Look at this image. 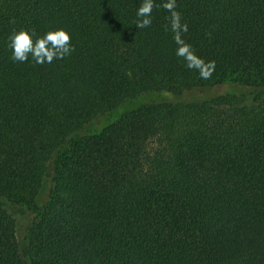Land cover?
Here are the masks:
<instances>
[{
    "label": "trees",
    "instance_id": "1",
    "mask_svg": "<svg viewBox=\"0 0 264 264\" xmlns=\"http://www.w3.org/2000/svg\"><path fill=\"white\" fill-rule=\"evenodd\" d=\"M164 2L0 0V264H264V0H176L206 80Z\"/></svg>",
    "mask_w": 264,
    "mask_h": 264
},
{
    "label": "clouds",
    "instance_id": "2",
    "mask_svg": "<svg viewBox=\"0 0 264 264\" xmlns=\"http://www.w3.org/2000/svg\"><path fill=\"white\" fill-rule=\"evenodd\" d=\"M160 6L170 13L169 25L165 26V31L171 30L173 33V40L177 45L175 54L185 61L187 68L198 71L201 79H210L215 71V61L205 62L184 40L182 34L188 31V26L182 23L181 13L177 11L176 0H166ZM155 7L158 5L154 3V0H142L136 12V28L144 29L151 26L152 12ZM11 23L15 21L12 20ZM34 36V31L26 29L14 31L9 36L10 58L13 62L24 63L31 57L36 64H51L54 60L64 59L75 51L72 37L65 29L51 30L35 38Z\"/></svg>",
    "mask_w": 264,
    "mask_h": 264
}]
</instances>
